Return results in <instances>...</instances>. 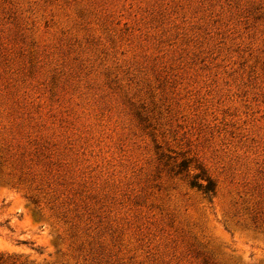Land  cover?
Returning a JSON list of instances; mask_svg holds the SVG:
<instances>
[{
  "label": "rangeland",
  "instance_id": "374dc122",
  "mask_svg": "<svg viewBox=\"0 0 264 264\" xmlns=\"http://www.w3.org/2000/svg\"><path fill=\"white\" fill-rule=\"evenodd\" d=\"M0 264H264V0H0Z\"/></svg>",
  "mask_w": 264,
  "mask_h": 264
},
{
  "label": "trees",
  "instance_id": "16d2710c",
  "mask_svg": "<svg viewBox=\"0 0 264 264\" xmlns=\"http://www.w3.org/2000/svg\"><path fill=\"white\" fill-rule=\"evenodd\" d=\"M191 184L192 186H195L196 188H198V190H200L207 197H211L214 193V185L209 178H206V184L204 186L199 185V184L196 185L195 183H191Z\"/></svg>",
  "mask_w": 264,
  "mask_h": 264
}]
</instances>
